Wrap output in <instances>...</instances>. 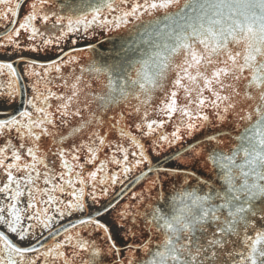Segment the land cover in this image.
Returning <instances> with one entry per match:
<instances>
[{"label": "snow or ice", "instance_id": "6c2138e0", "mask_svg": "<svg viewBox=\"0 0 264 264\" xmlns=\"http://www.w3.org/2000/svg\"><path fill=\"white\" fill-rule=\"evenodd\" d=\"M135 21L117 59L75 47ZM0 27V264H264V0H0Z\"/></svg>", "mask_w": 264, "mask_h": 264}, {"label": "water", "instance_id": "95a60500", "mask_svg": "<svg viewBox=\"0 0 264 264\" xmlns=\"http://www.w3.org/2000/svg\"><path fill=\"white\" fill-rule=\"evenodd\" d=\"M59 3H64V0H58ZM69 2L72 4L73 7H76L78 5H80L81 0H69ZM157 15H162V13H158ZM148 19H150L149 17L145 16L144 17V21H147ZM137 26L142 27L141 22L139 21H135L133 23H130L129 25H127L124 28L119 29V31L117 32L115 39H111L110 35L107 36L106 39H102L99 42L95 43L96 45V51L94 53H92L93 57L96 59H101V57H103L106 60H110V59H117L118 57L115 56V53L117 51L120 50L121 44L124 42H131L134 40V38L137 35ZM143 47V45H142ZM86 47H84L83 49H86ZM170 130V129H169ZM209 132H211L212 130L209 129ZM196 136L200 139H203V135L201 133H197ZM190 142H195V139H193ZM171 151H174L171 150ZM164 155H167V153H165ZM154 158V162L157 158ZM163 159L161 158V163H163ZM168 163H173L171 160L168 161ZM139 190V186H137V189ZM120 191V185L117 184L116 188L110 193V195H114L115 193ZM138 255L142 256V253H139Z\"/></svg>", "mask_w": 264, "mask_h": 264}, {"label": "flooded vegetation", "instance_id": "af4514ba", "mask_svg": "<svg viewBox=\"0 0 264 264\" xmlns=\"http://www.w3.org/2000/svg\"><path fill=\"white\" fill-rule=\"evenodd\" d=\"M3 31H4V29L2 27H0V33H3ZM118 31L119 30L107 31L105 29L96 28L95 33L93 35H91L90 37L86 36L82 39H79L77 44L75 45V47L83 49L84 47L88 46V43L95 44L102 39H106L107 36H109V35H110V38L113 40V39H115V36H116ZM90 32H91V30H90ZM72 47L73 46L70 45L69 43L64 44V48L66 51H71ZM87 56H88V53H84V59L85 60H87ZM38 59H40L42 61H46L48 59V57L41 56ZM7 60H9V57L7 55L3 54V50H0V61H7ZM115 188H116V186H115Z\"/></svg>", "mask_w": 264, "mask_h": 264}]
</instances>
